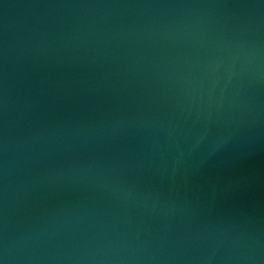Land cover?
Returning a JSON list of instances; mask_svg holds the SVG:
<instances>
[{
    "label": "water",
    "instance_id": "95a60500",
    "mask_svg": "<svg viewBox=\"0 0 264 264\" xmlns=\"http://www.w3.org/2000/svg\"><path fill=\"white\" fill-rule=\"evenodd\" d=\"M0 264H264V0H0Z\"/></svg>",
    "mask_w": 264,
    "mask_h": 264
}]
</instances>
